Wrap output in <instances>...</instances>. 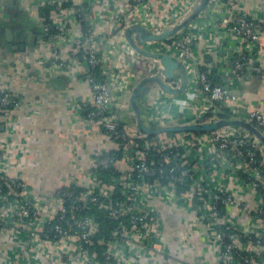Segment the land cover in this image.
I'll return each mask as SVG.
<instances>
[{"label":"built area","instance_id":"obj_1","mask_svg":"<svg viewBox=\"0 0 264 264\" xmlns=\"http://www.w3.org/2000/svg\"><path fill=\"white\" fill-rule=\"evenodd\" d=\"M22 1L30 2L29 11L31 2L36 9L51 6L50 14L40 18L36 60L48 65V72L86 76L87 93L71 96L68 107L89 125L90 133H99L100 141L87 166L70 158V178L51 193L32 192L27 180L12 175L27 165L24 154L31 139L22 121L10 114L20 107L19 78L30 58L4 59L13 67L7 77L0 72V117L11 123L9 135L0 136V233L19 231L26 246L13 264L37 256L65 264H264V149L259 139L237 127L168 138L146 135L118 112L122 95L138 81L148 76L164 80L159 59L133 49L125 29L139 24L158 35L178 24L199 0ZM206 6L207 14L227 25L229 39L238 44H218V61L230 60L234 84L246 81L252 76L245 68L255 59L264 66V22L244 12L240 0H207ZM204 20L199 12L173 36L146 41L142 50L170 54L198 83L201 101L194 122L219 117L221 104L232 118L254 121L264 135L259 104L238 106L235 91L212 82L210 67L195 74L198 58L209 52L204 45L198 55V42L212 23ZM98 68L105 80L95 79ZM161 92L158 87L157 94ZM149 100L150 114L142 117L150 127L179 124L163 102H156L158 96ZM108 170L118 176L106 180L100 172ZM157 198L186 212L177 235L166 228L153 203ZM97 212L110 222L108 230L100 226ZM202 237L216 248L214 262L199 247L194 253Z\"/></svg>","mask_w":264,"mask_h":264},{"label":"crops","instance_id":"obj_2","mask_svg":"<svg viewBox=\"0 0 264 264\" xmlns=\"http://www.w3.org/2000/svg\"><path fill=\"white\" fill-rule=\"evenodd\" d=\"M19 3L26 8L28 7L26 5L30 2L19 0ZM31 3V11L35 13V2ZM240 4L241 8L245 10L244 12L250 13L256 20L264 22V0H240ZM4 8L0 7V10L3 11ZM207 11L205 5L200 14L205 15L204 21L209 19L212 23L209 25V32L204 35L203 40L198 42V55L204 45L209 49V52L198 58L195 68L199 69V65L202 64L213 69L215 78H217L216 80L214 78L215 82L229 87L238 94V106L256 102L264 109V71L260 72L264 66H262L260 59H255L252 64L245 68L246 72L252 76L251 78L234 84L230 60L224 57L218 61L216 48L220 43L225 46H238V44L233 38L229 39L227 25L215 23L213 16H209ZM228 25H231V23ZM40 41L41 39L32 48L31 55L33 56L28 53H21V51L17 54H0V72L3 71L7 77L6 72L10 73V69L13 67L10 62L9 70H4L5 67L8 68V65L3 62L4 59L11 61L13 58L29 56L30 61L24 66L19 78V82L21 81L19 88L20 107L10 112L12 116L18 117L22 121L26 130L31 134L30 143L24 154L27 165L15 168L11 172L12 175H18L27 180L32 192L51 193L70 178L72 174L71 157L76 158L80 164L87 166L91 152L100 141V135L93 130L90 133L88 131L89 125L77 113L69 111L70 101L68 99L75 94L84 96L87 93L88 84L85 78L80 74L72 77L64 76L61 72L53 70L48 72L46 69L48 65H39L36 58L38 56L37 52L40 51V47H38ZM124 45L126 46V43ZM175 74L177 76L173 89H178L184 82V76L180 70H176ZM195 74H197L196 71ZM10 76L12 75L10 74ZM12 84L15 85L13 82ZM149 85V93L140 100L141 116L146 117L150 114L145 103L151 101L149 99L152 97L158 96L156 102L158 104L163 102V107L173 114L174 118H178L179 123L194 122L197 113L196 108L199 107L201 99L198 95V83L193 81V77H188L185 88L177 93H168L162 90L163 92L159 96L157 94V89L160 88L159 84L150 82ZM130 92L122 95V109H118L122 119L129 123H131L132 118L129 112ZM33 109L36 113L33 112ZM154 114L158 115L159 112H154ZM1 125L3 128L0 129V136L7 137L11 129V123L8 121L3 122L0 117ZM153 203L160 210L164 224L170 234L177 235L180 228L182 229L181 220L186 212L182 208L168 204L160 198L153 199ZM201 240L200 246L193 248L194 253L198 251L199 247V251L207 261L214 262L216 248L207 244L203 237ZM24 250H26V246L22 233L19 231L7 234L0 233V264H13ZM194 253H191V258ZM32 255L36 257L34 253ZM23 264H65V262L56 258L48 261L37 256L32 260L24 258ZM144 264L156 263L148 260Z\"/></svg>","mask_w":264,"mask_h":264},{"label":"water","instance_id":"obj_3","mask_svg":"<svg viewBox=\"0 0 264 264\" xmlns=\"http://www.w3.org/2000/svg\"><path fill=\"white\" fill-rule=\"evenodd\" d=\"M0 7L4 8L5 6H11L13 4V0H0ZM207 0H199L193 8L186 14V16L175 26L164 28L160 34H152L148 32L143 26L139 24H134L125 29V38L128 41L129 45L135 49L137 52L144 56H151L159 59L160 63L163 66V75L164 81H161L157 78V76H148L140 81H138L135 86L131 89L129 95V103H130V112L132 114L131 123L137 126V130L139 133L146 135H156L164 132H210L213 130L220 129L222 127L233 128L237 127L240 129H244L254 134L260 141L261 146L264 149V135L258 130V128L252 125L248 121H244L238 118H211L209 120H204L201 122H192V123H179L172 124L161 127H150L141 116L140 112V100L149 93L150 91V82H157L160 88L164 92L168 93H177L183 90L186 86V82L188 80L187 72L184 67V64L171 56L170 54H159V53H149L142 50V44L146 41H159L165 40L171 36H173L177 30L184 27L188 24L206 5ZM6 37L11 38L12 33L9 28L5 30ZM42 37V36H41ZM22 49V45H21ZM176 70H180L181 74L184 76V82L182 86L178 89H173L174 81L176 79L177 74H175ZM196 73H199V69L195 68ZM3 126H0L2 129Z\"/></svg>","mask_w":264,"mask_h":264},{"label":"flooded vegetation","instance_id":"obj_4","mask_svg":"<svg viewBox=\"0 0 264 264\" xmlns=\"http://www.w3.org/2000/svg\"><path fill=\"white\" fill-rule=\"evenodd\" d=\"M23 8L19 0H13L11 6H5L4 10L1 11L0 28H2L3 24H7V26L3 27V30L5 31L9 28L12 33L10 39L4 36L5 33L2 35L0 33V54L2 55L12 54L16 49L24 51L41 39L42 33L41 29H39L42 26L41 20L36 13L31 10H26V8H24V10ZM21 15H23V17H21ZM26 17H30L31 20H34L39 28H30V25L25 21Z\"/></svg>","mask_w":264,"mask_h":264},{"label":"trees","instance_id":"obj_5","mask_svg":"<svg viewBox=\"0 0 264 264\" xmlns=\"http://www.w3.org/2000/svg\"><path fill=\"white\" fill-rule=\"evenodd\" d=\"M51 6H48V7H46V8H38V9H36V11H35V13H36V15L39 17V19L41 18H43V17H47L49 14H50V11H51ZM1 11L2 10H0V14H1ZM21 17H23V15H21ZM248 18V17H247ZM40 19V20H41ZM25 21H26V23L28 24V25H30V28L32 27H34V28H39L36 24H35V22H34V20H31V18L30 17H26L25 18ZM43 22H44V20H41V23H42V25H43ZM83 24H85L84 22H82ZM4 26H7V24H3L2 25V28H0L1 30L0 31H3V27ZM39 29H41V33H42V26L39 28ZM42 39V38H41ZM30 45H32V44H30ZM33 46H35V44H33ZM33 46L32 47H29L28 49H26V50H24V51H21V50H19V49H16L15 51H13V54L14 53H20V51H21V53H28V54H30L31 55V51L33 50L32 48H33ZM2 55V54H1ZM31 56H33V55H31ZM5 57V56H4ZM36 58V57H35ZM206 61V60H205ZM8 64H9V62H8ZM7 64V65H8ZM206 69H208V66H204V65H199V70L200 71H205ZM4 70H6V71H8L9 70V65H8V68L7 67H5L4 68ZM99 72H100V70H99V68L98 69H96L95 70V74H94V77H95V79H97V80H105L106 79V77L105 76H101L100 74H99ZM82 77H84V78H86V76L85 75H81ZM208 76L211 78V80H212V82H214V83H217V82H215V80L217 79V78H215V75H214V72H213V69H210V71H209V73H208ZM214 78H215V80H214ZM217 114H218V116L220 117V118H224V119H230V118H232V113L229 111V109L227 108V107H225V106H223V105H221V104H219V108H218V110H217ZM251 124L252 125H254V126H256V123L254 122V121H251ZM184 135H186V136H190L191 135V133L190 132H182ZM176 134L175 133H173V132H165V133H163V134H161V135H159L158 137H162V138H168V137H170V136H175ZM146 138H150V137H153V136H145ZM178 151L180 152V154H182V151H181V149L179 150L178 149ZM100 174L106 179V180H109V181H111L112 180V178L114 177V178H116L117 176H118V172H111V171H103V172H100ZM113 176V177H112ZM114 183V182H113ZM181 189V187H177V191L178 190H180ZM97 214H98V216H99V221H100V226L102 227V228H106L107 230H108V228H110L111 227V224H110V222L108 221V220H105L104 218H103V216L99 213V212H97ZM220 230H223V231H225L226 232V229L224 228V227H220Z\"/></svg>","mask_w":264,"mask_h":264},{"label":"rangeland","instance_id":"obj_6","mask_svg":"<svg viewBox=\"0 0 264 264\" xmlns=\"http://www.w3.org/2000/svg\"><path fill=\"white\" fill-rule=\"evenodd\" d=\"M0 33H1V35H2V34L5 33V31H4V30H3V31H0ZM4 36L6 37V33L4 34ZM146 57L151 58V56H146Z\"/></svg>","mask_w":264,"mask_h":264}]
</instances>
